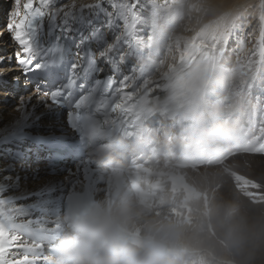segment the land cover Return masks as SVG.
Here are the masks:
<instances>
[{
    "label": "bare ground",
    "instance_id": "6f19581e",
    "mask_svg": "<svg viewBox=\"0 0 264 264\" xmlns=\"http://www.w3.org/2000/svg\"><path fill=\"white\" fill-rule=\"evenodd\" d=\"M179 1L51 0L44 3L35 0V8L43 11L45 16L42 21L35 22L29 35L39 37L46 28L49 32L63 31L67 35L72 29L91 41V35L103 33L106 46H109L110 29L117 30V37H125L127 29L130 36L137 37L136 40L145 39L148 50H140L153 66L142 86L152 90L159 88L165 78L181 67L191 70L193 63L199 64L193 74H206L203 89L206 87L211 94L209 102L217 117L225 116L237 103L255 110L258 121L264 125V100L261 102L264 91V0ZM25 3L27 0H21L20 18L25 14ZM107 5L113 9L108 11ZM10 10H15L14 0H0V58L5 60L0 65V199L10 203L0 207V215L18 223L44 221L32 208L49 205L55 195L50 192L63 185V176L45 175L43 165H29L17 160L13 152L23 143L11 141L9 137L18 131L56 133L55 127L63 128L64 123L62 119L54 122L52 105L47 104L42 94L32 90L27 82L20 81L14 62L17 42L4 29ZM66 11L69 12L67 15ZM51 13L56 14L51 17ZM244 24L250 32L243 36L245 29L241 27ZM141 33L144 36L141 37ZM139 45L143 46V43ZM162 48L161 54L159 49ZM115 50L118 63L122 65L119 45ZM157 53L161 54L159 60ZM133 58L141 60L143 54L137 52ZM229 63L232 65L227 67ZM225 83L229 90L223 94L222 84ZM16 93L18 98L14 99ZM250 93L252 99H246ZM212 96L216 100H212ZM184 172L188 181L201 192L199 198L171 199L157 212L124 207L114 214L127 213L126 229L131 234L144 236H147L148 225L170 221L191 224L200 208L219 201L244 203L253 216L264 215V156L235 154L219 166H202ZM209 232H212L210 227ZM166 256L170 261L179 260L182 264H203L202 257L183 240L171 245ZM15 257L14 252L6 253L9 260ZM244 260L245 264H264V244L254 247Z\"/></svg>",
    "mask_w": 264,
    "mask_h": 264
},
{
    "label": "clouds",
    "instance_id": "9594fccd",
    "mask_svg": "<svg viewBox=\"0 0 264 264\" xmlns=\"http://www.w3.org/2000/svg\"><path fill=\"white\" fill-rule=\"evenodd\" d=\"M212 131L226 139L236 128L224 122ZM128 219L127 213L106 212L78 221L74 234L62 241L57 264H182L166 256L167 246L181 240L195 249L203 264H245L244 257L264 244V215L253 216L244 203H211L199 209L191 224L170 221L148 225L147 245L138 251H129L124 240Z\"/></svg>",
    "mask_w": 264,
    "mask_h": 264
},
{
    "label": "snow or ice",
    "instance_id": "6c2138e0",
    "mask_svg": "<svg viewBox=\"0 0 264 264\" xmlns=\"http://www.w3.org/2000/svg\"><path fill=\"white\" fill-rule=\"evenodd\" d=\"M44 3H50L51 0H42ZM15 10L9 11V17L7 23L4 25V29L11 34L12 39H14L19 47L23 49V52H14V57L17 64L22 65H30L31 59L30 54L32 52V41L30 38V32L34 29L35 22L37 20H43L45 13L43 11L36 10L35 8V0H27V3L23 4L24 9V16L21 17V0H14ZM74 7V6H73ZM133 9L135 5L132 6ZM69 12H65L67 15ZM56 13H51V17ZM127 19V18H126ZM126 36H130L131 33L125 29ZM125 37H118L112 46H102L101 49V60H111L112 63H117L118 58L115 55V47L119 45V43L124 40ZM120 57H124V54L121 53ZM10 59V58H8ZM5 62L3 58H0V65ZM130 76H125L121 79L120 85L121 87L114 88L113 83L110 87V90L114 91L117 95L122 92H126V84L130 81ZM111 92L108 91L107 96H109ZM119 99L122 101H131L132 97L128 95L119 96ZM127 108L126 104L116 103L114 107V111L116 109H124ZM104 124H107L108 121H103ZM9 204L7 201L0 199V207L4 206L5 204ZM17 212H21V209H16ZM37 223H41L37 221ZM31 222L28 225H14L10 221L0 222V264H36L35 261L30 260L29 256L26 254L24 255L23 259L11 261L6 259V253L11 250V244L17 239L15 235L9 237V233L16 229L20 230H28L30 227ZM40 239H46L47 237L44 234V231L41 230L38 233H35ZM7 245V246H6ZM24 251L32 252L34 249L31 248H24Z\"/></svg>",
    "mask_w": 264,
    "mask_h": 264
},
{
    "label": "rangeland",
    "instance_id": "374dc122",
    "mask_svg": "<svg viewBox=\"0 0 264 264\" xmlns=\"http://www.w3.org/2000/svg\"><path fill=\"white\" fill-rule=\"evenodd\" d=\"M144 1H146V0H144ZM155 1H158L159 3L161 2V0H155ZM184 1V0H183ZM179 2H182V0H180ZM110 7V8H109ZM113 6H110V5H107V10L108 11H110V10H112L113 8H112ZM109 8V9H108ZM36 10H39L40 11V9L39 8H36ZM241 28H243V30L245 29V33H243V36H244V34L246 35V33H248V32H250L249 31V29H248V27L244 24V26L243 27H241ZM140 29H142V28H140ZM139 29V30H140ZM146 35V34H145ZM141 37L142 36H144V33H141V35H140ZM141 43H146V41H145V39H142V40H139ZM264 45V44H263ZM162 52H163V48L161 49V54H162ZM230 65H232V63H229L228 65H226L227 67H229ZM223 89H224V91L226 92V91H228L229 90V86L228 85H224V87H223ZM17 95L15 96V98L14 99H17L18 98V93H16ZM25 94V93H24ZM264 95V94H263ZM13 99V100H14ZM262 99H263V97H262Z\"/></svg>",
    "mask_w": 264,
    "mask_h": 264
}]
</instances>
